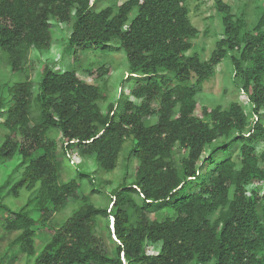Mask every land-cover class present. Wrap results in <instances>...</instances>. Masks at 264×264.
<instances>
[{"label": "trees", "instance_id": "16d2710c", "mask_svg": "<svg viewBox=\"0 0 264 264\" xmlns=\"http://www.w3.org/2000/svg\"><path fill=\"white\" fill-rule=\"evenodd\" d=\"M103 1L0 0V52L12 72L31 49L50 47L56 20L70 23L64 43L75 59L89 48L120 49L127 61L122 85L133 80L105 108V90L76 67L45 65L36 88L29 79L8 87L0 159L17 155L22 167L0 186V228L18 232L8 247L33 258L29 264H264V0L235 11L215 0L222 31L207 59L188 53L199 30L186 0ZM253 1L255 21L245 8ZM224 59L249 110L231 100L196 112L200 86ZM97 72L108 71L102 65ZM128 140L121 181L106 204L78 198L81 183H94L81 163L61 181L60 153L77 149L108 173ZM23 190L29 196L19 208L5 203ZM70 197L78 207L50 225L47 216ZM156 211L163 217L149 220ZM98 219L109 239L94 233ZM36 230L49 233L38 252ZM151 244L157 250L149 251Z\"/></svg>", "mask_w": 264, "mask_h": 264}, {"label": "rangeland", "instance_id": "374dc122", "mask_svg": "<svg viewBox=\"0 0 264 264\" xmlns=\"http://www.w3.org/2000/svg\"><path fill=\"white\" fill-rule=\"evenodd\" d=\"M228 3L232 11L238 7L244 6L243 3L251 2L252 0H223ZM110 0H104L100 6H106ZM215 0H186V5L189 9L188 17L194 27L199 30L197 37L192 39L193 46L188 52L197 53L201 59H207L211 51L215 47L216 40L220 37L222 27L220 20L215 10ZM249 13H252V21L257 18V11L255 2L249 3L245 7ZM246 10V11H247ZM135 10L130 13V18L134 16ZM251 22V20H248ZM52 39L50 47L47 50L38 51L31 49L27 55V60L22 66V69L17 72H12L8 63L6 55L0 52V112L9 103L10 94L8 87L16 81L29 79L33 83V88H36L42 68L45 65L51 66L54 70L63 71L76 67L78 75L84 80L93 82L101 86L106 93L107 99L105 102H100V105L105 108L107 103L114 102L121 92L128 93L133 86V80H128L124 86L122 85L123 79L127 77V61L125 54L122 50L106 51L100 48H89L85 51H80L78 58L73 57V52L65 49V39L69 34L70 23L59 22L52 20ZM65 53V54H64ZM74 59L76 61H74ZM104 66L107 73L98 77L97 68ZM92 68V73L88 74L85 69ZM215 75L210 77L201 86L199 93L196 96L199 106L205 105L214 107L215 105H222L226 107L231 100L239 101L245 110H249L248 102L241 91H238L232 82V72L230 63L227 59L221 61L215 69ZM4 116H0V144L7 133L2 121ZM60 135H57V140L60 141ZM132 141L128 140L122 147L116 168L112 172H102L98 169L93 159L84 157L75 149L68 156L59 154L61 165L60 179L63 182L68 181L76 175L75 171L79 163L81 169L88 171L94 177L93 185L87 181L81 183V189L77 192L78 198L81 194H86L89 201L95 205H104L108 202L107 194L121 181L124 172V159L127 155ZM260 147V146H258ZM207 152V151H206ZM181 155V154H180ZM178 156L177 158H179ZM20 161L19 156H14L10 160L0 159V186L6 180L9 184L18 177L21 166L18 165ZM132 173V172H131ZM130 178V176H129ZM130 180V179H128ZM8 186V185H7ZM7 186L2 188V193L5 194ZM95 188L98 191H95ZM250 188V187H249ZM29 193L21 191V195L17 198L6 197L4 198L12 209H17L26 202ZM79 205V202L70 197L67 205L58 213L49 214L47 221L50 225L60 224L67 218ZM163 212L156 211L148 214L149 220L153 218H162ZM0 217L3 215L0 214ZM97 226L94 233L101 235L105 239L108 238L107 227L105 221L98 219ZM111 223V219L109 224ZM18 232H5L0 228V264H29L34 260L33 258L27 259L17 247H8L9 242L16 236ZM49 239V233L36 230L35 244L36 252L41 249V246ZM109 249L108 252L112 253L114 245L111 240L107 241ZM158 244H151L148 247L149 251L157 250ZM152 248L154 250H152Z\"/></svg>", "mask_w": 264, "mask_h": 264}]
</instances>
